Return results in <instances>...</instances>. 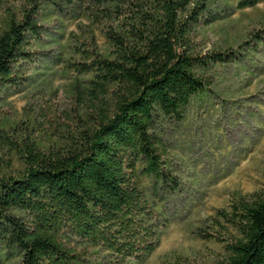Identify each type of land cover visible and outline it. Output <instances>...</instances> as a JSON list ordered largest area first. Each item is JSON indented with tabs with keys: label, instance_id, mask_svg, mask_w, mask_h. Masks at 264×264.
<instances>
[{
	"label": "trees",
	"instance_id": "trees-1",
	"mask_svg": "<svg viewBox=\"0 0 264 264\" xmlns=\"http://www.w3.org/2000/svg\"><path fill=\"white\" fill-rule=\"evenodd\" d=\"M214 1L21 0L4 10L0 92L19 84L18 61L32 60L43 4L78 21L57 57L75 72L64 119L0 120V264H147L161 226L154 198L178 186L160 126L181 121L213 84L215 65L233 55L231 45L203 53L193 39L217 19ZM209 224L224 249L215 264H264V182Z\"/></svg>",
	"mask_w": 264,
	"mask_h": 264
},
{
	"label": "rangeland",
	"instance_id": "rangeland-1",
	"mask_svg": "<svg viewBox=\"0 0 264 264\" xmlns=\"http://www.w3.org/2000/svg\"><path fill=\"white\" fill-rule=\"evenodd\" d=\"M20 1L0 0V16ZM237 1L215 0L209 15L217 19L201 25L193 38L203 53L231 45L232 57L215 65L213 84L192 97L181 121L165 120L160 126L164 157L178 186L159 190L154 198L161 226L147 264L176 256L217 263L224 249L210 236L209 219L227 209L234 195L249 197L263 186L264 0L243 9L236 7ZM39 17L45 32L31 40L32 60L18 61L19 84L0 92V120L32 115L49 126L72 108L68 85L75 72L57 57L67 55L69 34L78 20L57 16L47 4ZM142 179L150 185L147 176Z\"/></svg>",
	"mask_w": 264,
	"mask_h": 264
}]
</instances>
